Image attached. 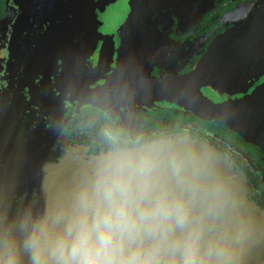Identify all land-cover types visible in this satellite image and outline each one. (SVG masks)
<instances>
[{
    "label": "water",
    "instance_id": "1",
    "mask_svg": "<svg viewBox=\"0 0 264 264\" xmlns=\"http://www.w3.org/2000/svg\"><path fill=\"white\" fill-rule=\"evenodd\" d=\"M216 1L0 0V223L42 209L93 151L71 143L87 124L76 116L137 131L146 117L197 121L264 154V0H237L198 31Z\"/></svg>",
    "mask_w": 264,
    "mask_h": 264
},
{
    "label": "clouds",
    "instance_id": "2",
    "mask_svg": "<svg viewBox=\"0 0 264 264\" xmlns=\"http://www.w3.org/2000/svg\"><path fill=\"white\" fill-rule=\"evenodd\" d=\"M258 255L264 216L221 154L182 131L102 130L71 180L44 190L42 209L0 223V264H257Z\"/></svg>",
    "mask_w": 264,
    "mask_h": 264
},
{
    "label": "flooded vegetation",
    "instance_id": "3",
    "mask_svg": "<svg viewBox=\"0 0 264 264\" xmlns=\"http://www.w3.org/2000/svg\"><path fill=\"white\" fill-rule=\"evenodd\" d=\"M237 0H217L214 9L202 20L198 31L212 24L214 19L227 9H235ZM191 33L180 34L181 38H189ZM172 37H177L172 35ZM87 122L85 130L73 131L70 134L73 145H87L93 150L99 133L107 128L115 127L107 121L103 123L94 116L84 114L72 119V127ZM164 122L163 124H161ZM144 133L156 132H187L197 135L214 147L225 157H228L235 169L241 170L246 176V183L250 191V198L260 207L264 208V154L256 148L243 143L236 135L229 133L226 129L213 125L201 124L195 121H172L163 117H146L141 129ZM87 133L91 140L88 139ZM87 138V140H86Z\"/></svg>",
    "mask_w": 264,
    "mask_h": 264
},
{
    "label": "rangeland",
    "instance_id": "4",
    "mask_svg": "<svg viewBox=\"0 0 264 264\" xmlns=\"http://www.w3.org/2000/svg\"><path fill=\"white\" fill-rule=\"evenodd\" d=\"M208 13H210V12H208ZM207 13V14H208ZM205 18V17H204ZM203 18V19H204ZM153 117H163V119H167V118H165L164 116H153ZM149 118V117H148ZM180 121H184V120H180ZM195 122H197V121H195ZM164 122H162L161 124H163ZM199 123V122H198ZM87 128V125L86 126H84V128L83 129H81V130H85ZM142 129V128H141ZM141 131V130H140ZM190 134V133H189ZM192 136H194V137H197V138H200L201 140H203V141H206V142H208V140H204V139H202L201 137H199V136H197V135H194V134H191ZM87 137H89L88 139H90L91 140V138H90V136L89 135H87ZM86 140H87V138H86ZM209 143V142H208ZM86 147H88L87 145H85ZM91 148V147H90Z\"/></svg>",
    "mask_w": 264,
    "mask_h": 264
},
{
    "label": "bare ground",
    "instance_id": "5",
    "mask_svg": "<svg viewBox=\"0 0 264 264\" xmlns=\"http://www.w3.org/2000/svg\"><path fill=\"white\" fill-rule=\"evenodd\" d=\"M17 140L19 141L20 138L17 137ZM20 142H21V144H22V142L25 143V138H22V139L20 140ZM14 156H15V155H14ZM19 159H20V161H21L22 158H19ZM23 161L25 162V158H23ZM23 164H24V163H23Z\"/></svg>",
    "mask_w": 264,
    "mask_h": 264
},
{
    "label": "trees",
    "instance_id": "6",
    "mask_svg": "<svg viewBox=\"0 0 264 264\" xmlns=\"http://www.w3.org/2000/svg\"><path fill=\"white\" fill-rule=\"evenodd\" d=\"M82 133L85 134V132H82ZM85 135H87V133Z\"/></svg>",
    "mask_w": 264,
    "mask_h": 264
}]
</instances>
